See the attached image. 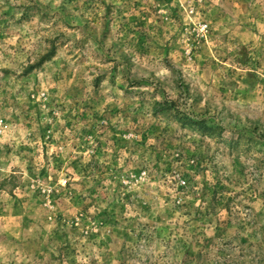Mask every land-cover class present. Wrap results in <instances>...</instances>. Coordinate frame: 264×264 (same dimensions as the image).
<instances>
[{
	"label": "rangeland",
	"instance_id": "rangeland-1",
	"mask_svg": "<svg viewBox=\"0 0 264 264\" xmlns=\"http://www.w3.org/2000/svg\"><path fill=\"white\" fill-rule=\"evenodd\" d=\"M0 264H264V0H0Z\"/></svg>",
	"mask_w": 264,
	"mask_h": 264
},
{
	"label": "trees",
	"instance_id": "trees-1",
	"mask_svg": "<svg viewBox=\"0 0 264 264\" xmlns=\"http://www.w3.org/2000/svg\"><path fill=\"white\" fill-rule=\"evenodd\" d=\"M160 108L158 110H168L173 111L175 114L179 115V120L182 121L181 124L189 125L201 132L203 135H213L216 133L217 127L213 124L206 122L205 119L194 120V118H189L185 111H181L177 106H174L173 101H166L159 103ZM163 107V108H161ZM188 123V124H187Z\"/></svg>",
	"mask_w": 264,
	"mask_h": 264
}]
</instances>
